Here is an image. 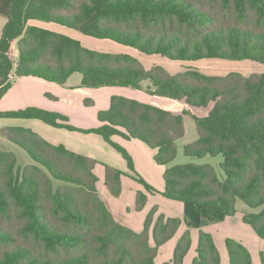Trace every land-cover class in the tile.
Segmentation results:
<instances>
[{
    "label": "trees",
    "instance_id": "obj_1",
    "mask_svg": "<svg viewBox=\"0 0 264 264\" xmlns=\"http://www.w3.org/2000/svg\"><path fill=\"white\" fill-rule=\"evenodd\" d=\"M0 17L6 19L0 35V99L15 77L64 85L79 74L83 88L142 90L148 81L147 93L186 107L179 113L113 96L109 109L97 114L103 126L90 131L34 107L0 112V119H36L58 129L98 134L130 169V157L111 137L140 140L156 150L155 163L166 167L162 196L184 207L182 219L156 216L154 207L141 232L129 231L116 242L117 225L96 190V161L52 145L30 129L4 127L0 134L32 164L18 169L16 156L0 150V264H155L158 249L181 223L187 230L164 264H183L191 246L189 229L234 216L238 201L259 209L244 212L241 221L264 240V73L208 76L196 70L170 75L159 66L145 70L131 55L92 51L66 35L27 25L32 20L52 23L172 61L264 65V0H0ZM14 41L18 61L12 75L8 51ZM183 114L193 120L197 134L183 147V156H221L223 180L209 164L167 167L185 134ZM121 176L106 167L105 184L114 197L120 194ZM145 202L146 196L138 193L136 209ZM225 247L229 264H253L241 243L226 239ZM259 257L264 264V252ZM192 264H221L210 234L199 231Z\"/></svg>",
    "mask_w": 264,
    "mask_h": 264
},
{
    "label": "crops",
    "instance_id": "obj_2",
    "mask_svg": "<svg viewBox=\"0 0 264 264\" xmlns=\"http://www.w3.org/2000/svg\"><path fill=\"white\" fill-rule=\"evenodd\" d=\"M5 24H6V19L0 17V35H1L2 28L4 27ZM27 25L54 31V32L66 35L79 42L82 41L81 38L83 35L81 33L75 30H72V29H68V28L56 25V24L44 23L41 21L32 20V21H29ZM100 41L101 43L103 42V45L98 44V47H96V49L95 48L91 49L92 51L102 52L103 50L101 49H107L108 51L105 50L107 52H102V53L131 55L140 61V63L143 65L145 70H150L152 67L158 66V55H145L133 48L122 46L120 44L111 42L109 40H100ZM172 63H175V62H171V63L168 62L166 63V65L170 67L171 69L175 68V64H172ZM163 69L170 75L178 74V73L169 72L170 70L168 71L165 68ZM73 75L74 74H72L71 76ZM70 77L67 79L66 83L64 84L65 86L59 85L53 82H48V81H45L43 79H39L36 77H15L13 79L11 87L7 90V92L0 99V112L18 111V110H23L28 107H34V108H38L44 111L58 113L66 117L68 125L78 130L90 131V130H94V129H97L103 126V124L98 121L97 114L100 111H106L109 109L110 99L113 96L124 97L127 99L135 100L145 105L168 109V110L176 111L179 113L186 110L185 106L177 103L176 101L157 98L147 93L146 89L151 87V85H148V86L146 85V87H144L143 84L144 82H148V81H144L142 83V86H143L142 90H136V89L127 88V87H114V89L112 87L83 88L81 87V79H80V82H77L76 85H70L68 83V80L70 79ZM104 88H107V89H104ZM142 91H144V94L146 96L139 93ZM151 99H155L159 101H168V103L153 104ZM3 105H8V106L6 107ZM183 115H186V114H183ZM17 120H31V119H17ZM33 120H36V119H33ZM46 126L56 130V133H54L53 131L46 130V129H43L44 131L43 133L45 134L38 132V130H35V131L32 130V131L40 135L45 141H47L48 143L52 145H62L68 151H71L75 154H78V155H81V156H84V157H87V158H90L96 161V164L93 169L94 175H96L95 170L98 164L104 161L102 160V157L106 159L104 162L106 163V166L113 168L115 170H118L121 173H123L122 171L131 172L129 170L130 168L128 167L126 160L122 158V155H120V153L117 150H115L111 145H109L100 135L95 134V133H89V132L83 133L79 131H68L66 129L54 128L49 125H46ZM4 127H21V126H2L0 127V130ZM119 131L123 134H126L125 130L123 129H119ZM64 132H67V133L71 132L74 134V136H70L69 134L64 133ZM82 135L89 137L88 140H92L93 143L90 144L84 141L81 142L78 139V137H75V136L81 137ZM54 136H57L59 138H55ZM91 138H95V139H91ZM180 140L177 141V154H178V142ZM111 141L115 145L122 148L128 154V156L130 157L132 161V168H134L135 171L138 172L140 176H142L147 182H149L152 185L153 184L158 185V180H159V186H158L159 192L162 193L164 191V188H165V183L163 180L164 169L162 168L164 166H159L155 163L154 155L156 154V150H152L148 148L140 140L127 139V138H124L118 135L112 136ZM110 150H114V152L116 153H112ZM98 180L99 179L97 178L96 190L99 194L100 199L105 204L106 208L110 212L115 222H116L115 220L116 217L119 215L121 216L123 214L122 213L123 209L126 208L127 210H129L133 206L135 207L136 196H137L138 191L130 194V196H127L124 202L122 203V201H115L116 200L114 199L115 197L111 196L105 184V176H104V180L102 181L103 183L101 185L102 187L101 190H99V188L97 187ZM122 180H123V177L121 176V179H120L121 191L117 197H121L123 194ZM153 194H148V193L146 194L145 205L142 211L139 213V214H144L145 219L148 213L151 211V209L155 207V205L152 203ZM183 210H184V207L182 204V216H183ZM158 214H163V213L157 210L156 216ZM163 215L166 217H169L165 214ZM182 216L179 219H182ZM170 218H176V217H170ZM145 219L140 217L135 221L128 222L127 226L133 232L139 233L143 230ZM130 225H134V226H130ZM140 227H141V230H139ZM185 230H187L186 226H185Z\"/></svg>",
    "mask_w": 264,
    "mask_h": 264
},
{
    "label": "rangeland",
    "instance_id": "obj_3",
    "mask_svg": "<svg viewBox=\"0 0 264 264\" xmlns=\"http://www.w3.org/2000/svg\"><path fill=\"white\" fill-rule=\"evenodd\" d=\"M81 39L82 41L80 43L82 44V46L90 50L93 48L96 49V47H98V44L103 45V42L101 43L99 39H95V38L88 37L85 35H83ZM101 50H103L102 52L108 51L107 49H101ZM8 57L11 60L13 67H14L11 73L13 75L14 70L17 65V61H18V51H17L16 41L11 43L9 51H8ZM168 62L170 63L175 62V63H172V64H175V68L171 69L170 67H168L166 65V63ZM158 66L161 68H165L168 71L170 70L169 72H172V73H180V72L187 71V70H196L208 76H224L231 72L239 73L245 76H248L253 73H257V74L264 73V65L256 63V62H252V61L234 62V61H226V60L205 59V60H200L196 62H187V61H172V60L163 58L158 55ZM80 79L81 78L79 74H74L73 76L70 77V79L68 80V83L70 85H76L77 82H80ZM143 85L144 87H146V85L148 86L150 85V83L144 82ZM112 88L114 89V87ZM104 89H107V88H104ZM139 93L146 96L144 94V91L139 92ZM151 100L153 104L168 103V101H159L155 99H151ZM3 106L7 107L8 105H3ZM183 121H184V127H185V135L178 142V154H177L176 159L173 162H171L167 167H171L175 165H184L187 163H192L196 165L209 164L215 169L218 178L220 180H223L224 174L219 168V164L222 162L221 156H218L215 158L205 157L204 159H201V160L190 159V158H186L183 156V152H182L183 146L187 143H191L195 141L197 138L195 126H194L192 119L187 115H183ZM2 126H21L27 129H31L33 131L38 130V132L42 134H45L43 133L44 132L43 129L53 131L54 133H56V130L46 126L40 121L33 120V119L31 120L0 119V127ZM64 133H67V132H64ZM67 134H69L70 136H74V134L71 132ZM54 137L59 138L57 136H54ZM75 137H78V139L81 142L84 141L90 144L93 143L92 140H88L89 137H86L83 135L81 137L79 136H75ZM91 139H95V138H91ZM0 150L11 152L16 156V159H17L16 168L18 169H21L25 167L26 165L32 164V161L29 158V156L20 147L16 146L15 144L7 140L1 134H0ZM110 151L112 153H116L114 152V150H110ZM102 160L104 161L99 163L95 170V174H96L95 176L99 179L98 184H97V187L99 188V190H101L102 188L101 187L103 183L102 181L104 180V176L106 175V167H108L106 166V163H104L106 159L102 157ZM162 168L164 169V172H165L166 167H162ZM129 170L131 172L122 171L123 172L122 173L123 194L121 197H115L114 198L116 199L115 201H122L123 203L127 196H130V194L137 192V191H138L137 194L142 193L145 196L147 193L148 194L154 193L152 196L153 197L152 203L155 205V208L157 210H159L161 213L169 217L180 218L182 216V204L177 201L168 200L162 196L161 192H159V187H158L159 180H158V185L157 184L152 185L149 182H147L142 176H140L139 173L136 172L134 168L129 169ZM97 178H96V182H97ZM138 180H141L144 185L150 187V189L153 192H148L146 188L144 187V185L140 183ZM118 198H120L121 200ZM142 209L137 210L136 204H135V207L133 206L129 210H127L126 208L123 209V212H122L123 214L121 216L119 215L116 217L115 223L117 225V228H116V233L114 235V240L116 242H122L126 234L129 231H132L127 226L128 222L135 221L140 217L145 219L144 214H139L142 211ZM235 210L236 212L234 216L226 219L225 221L221 223L209 224L207 226L201 227L200 229H189L192 242H191V247L189 249V252L185 257L183 264H192L193 259L196 257V248H197V243H198L199 231L206 232L213 237L216 248L220 254L221 264H229V256H228V253L225 247L226 239H232L244 245L248 249L251 255L252 263L260 264L259 254L261 252H264V240L260 239L250 229L249 226L243 224L241 221V217L244 212L256 213L259 211V209H255V210L248 209L240 201H238L235 205ZM130 226H134V225H130ZM139 230H141V227ZM184 230H185V226L183 223H181L177 233L173 236V238L168 243H166L165 245L161 246L158 249L156 258L154 260L155 264H164V263H168L171 261L175 245L177 241L179 240V238L184 233ZM149 244L153 246V240L151 236L149 239Z\"/></svg>",
    "mask_w": 264,
    "mask_h": 264
}]
</instances>
